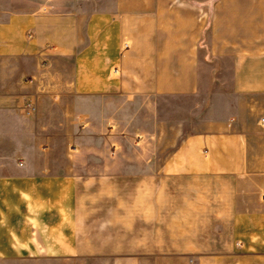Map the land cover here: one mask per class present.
<instances>
[{
  "label": "crops",
  "instance_id": "obj_1",
  "mask_svg": "<svg viewBox=\"0 0 264 264\" xmlns=\"http://www.w3.org/2000/svg\"><path fill=\"white\" fill-rule=\"evenodd\" d=\"M72 1L0 0V264H264V0ZM144 98L191 119L116 175Z\"/></svg>",
  "mask_w": 264,
  "mask_h": 264
},
{
  "label": "rangeland",
  "instance_id": "obj_2",
  "mask_svg": "<svg viewBox=\"0 0 264 264\" xmlns=\"http://www.w3.org/2000/svg\"><path fill=\"white\" fill-rule=\"evenodd\" d=\"M61 1V3H65V0ZM71 3L86 5L92 11L98 4L112 5L114 0H73ZM193 105V100H173L169 101L168 109L164 110L152 108L151 103L144 98L138 99V105L135 107L121 109L118 131L115 133V138L118 141L106 149L109 156L105 157V164L115 165L116 168H119L121 172L116 173V175L137 177L161 175V165L175 151L173 146L177 143L178 138L177 123L191 119L190 113L194 108ZM166 116L167 130H162L161 121L164 122ZM116 148H118V153L113 155ZM57 264L118 263L113 259L88 258L74 259L70 262Z\"/></svg>",
  "mask_w": 264,
  "mask_h": 264
},
{
  "label": "built area",
  "instance_id": "obj_3",
  "mask_svg": "<svg viewBox=\"0 0 264 264\" xmlns=\"http://www.w3.org/2000/svg\"><path fill=\"white\" fill-rule=\"evenodd\" d=\"M35 111V108L33 107V105H28V112H34ZM262 200L264 202V193H263V196H262Z\"/></svg>",
  "mask_w": 264,
  "mask_h": 264
}]
</instances>
